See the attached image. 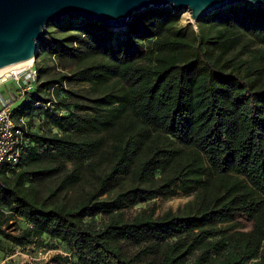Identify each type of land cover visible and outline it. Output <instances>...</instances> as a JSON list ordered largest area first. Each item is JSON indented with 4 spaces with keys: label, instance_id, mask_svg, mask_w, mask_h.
Here are the masks:
<instances>
[{
    "label": "trees",
    "instance_id": "trees-1",
    "mask_svg": "<svg viewBox=\"0 0 264 264\" xmlns=\"http://www.w3.org/2000/svg\"><path fill=\"white\" fill-rule=\"evenodd\" d=\"M179 18L150 8L118 33L48 26L40 47L80 67L11 109L43 117L0 173L11 247L64 246V264H264V5ZM81 84L95 95L66 88ZM178 191L193 195L180 211L124 216ZM17 220L30 227L8 234Z\"/></svg>",
    "mask_w": 264,
    "mask_h": 264
},
{
    "label": "water",
    "instance_id": "water-1",
    "mask_svg": "<svg viewBox=\"0 0 264 264\" xmlns=\"http://www.w3.org/2000/svg\"><path fill=\"white\" fill-rule=\"evenodd\" d=\"M263 6L264 0H0V72L35 60L47 27L63 19L101 23L125 31L135 14L150 8L189 12L198 23L230 6Z\"/></svg>",
    "mask_w": 264,
    "mask_h": 264
},
{
    "label": "rangeland",
    "instance_id": "rangeland-1",
    "mask_svg": "<svg viewBox=\"0 0 264 264\" xmlns=\"http://www.w3.org/2000/svg\"><path fill=\"white\" fill-rule=\"evenodd\" d=\"M63 20H76V19L65 18ZM179 24H180V26H187V25H191L193 27L196 26V23L191 21L190 14L187 11L180 13ZM44 36H45V34H44ZM44 38L45 37H43L42 40H44ZM42 42L38 46L36 59L33 60L32 65L26 69V71H28V70L35 71L36 75H37L35 78V81L31 82V89L29 91L34 90L35 84L39 80L43 81L49 77L57 76L59 73L60 74H63V73L67 74V73L72 72V71H74L80 67V64L77 62H66V61L59 62L57 60V58L50 56L45 51L44 48L40 47ZM39 70L41 71V74H39ZM39 75H40V78H38ZM28 81H30V80L28 79V76H26L18 82L19 85H16L13 81H8L6 83H0V97L2 96L1 98H4V99H2V103L0 102V109L3 107H11L10 109H12L13 107H15L18 104V102H16V100H17L18 96H20L21 94L24 93L23 88L24 87L26 88V86L28 85L27 84ZM66 88H71L73 90H77V92H79V94L84 96V97H87V96L92 97L95 95V93H93L91 91V89L85 84H81V85H77V86H73V87L67 85ZM29 91H27V92H29ZM38 114L39 113L37 112V114L35 113V115H33V116H27L26 115V118L28 120V126H29L31 131H34L40 127L39 124H41V120L43 117L37 116ZM41 116H42V114H41ZM54 131H55V129H54ZM192 199H193V195L187 196V195L183 194L182 192L178 191L174 195H170L167 197H159V198H156L150 202H146L144 204L136 205L135 207H133L131 209L125 210L123 213H124V216L126 218H131L136 213H138L141 209H144V208H149V209L153 210L155 216H160V215H162L168 211L175 213V212L180 211L183 208H185L186 204L188 202H190ZM13 223L14 222L9 223L8 228H3L6 232H8V234H12L13 236L17 235L19 233V230L26 228V223L23 221L17 220L16 226H14ZM235 230H241V231L246 232V231L250 230V226L244 225L242 228L236 227ZM229 232H232V231H229ZM0 237L2 239H4L3 236H0ZM2 239H0V250L1 251H7L9 249V247H11V245H10L11 243L4 241L5 242L4 244H6V245L2 246L1 245ZM44 243L50 245L51 241H49L48 239L45 238ZM55 250L57 252L52 255L51 259L47 263H44V264H64L63 258L69 256V254H68L69 251L67 249H65L64 246L59 247ZM17 264H28V263H21V261H20Z\"/></svg>",
    "mask_w": 264,
    "mask_h": 264
},
{
    "label": "built area",
    "instance_id": "built-area-1",
    "mask_svg": "<svg viewBox=\"0 0 264 264\" xmlns=\"http://www.w3.org/2000/svg\"><path fill=\"white\" fill-rule=\"evenodd\" d=\"M28 76V85L24 87V92L31 89V82L35 81L36 72L31 70H23L17 74L7 73L0 76V83L13 81L16 85L24 77ZM20 87V86H19ZM31 130L28 126L26 115L13 116L9 107L0 109V173L3 168L10 167L17 168L19 164L20 154L27 144V136ZM0 214L7 215L8 211L0 207ZM13 221H10L12 223ZM30 225L26 224V228ZM57 251L55 249H48L45 247L29 244L26 246H13L10 250L0 258V264H44L47 263L53 254Z\"/></svg>",
    "mask_w": 264,
    "mask_h": 264
},
{
    "label": "bare ground",
    "instance_id": "bare-ground-1",
    "mask_svg": "<svg viewBox=\"0 0 264 264\" xmlns=\"http://www.w3.org/2000/svg\"><path fill=\"white\" fill-rule=\"evenodd\" d=\"M192 21V20H191ZM32 62L33 60H28V61H25V62H22L20 64H17L11 68H8L2 72H0V76L1 75H4V74H7V73H12V74H17L19 73L20 71H23V70H26L29 66L32 65Z\"/></svg>",
    "mask_w": 264,
    "mask_h": 264
},
{
    "label": "crops",
    "instance_id": "crops-1",
    "mask_svg": "<svg viewBox=\"0 0 264 264\" xmlns=\"http://www.w3.org/2000/svg\"><path fill=\"white\" fill-rule=\"evenodd\" d=\"M1 97H2V96H1ZM1 97H0V102L2 103V99H4V98H1ZM9 108H11V107H9ZM0 239H2V238L0 237ZM4 243H5V242H4V240L2 239V240H1V245H2V246H5L6 244H4ZM3 253H4V251H1V250H0V258H1V256L3 255Z\"/></svg>",
    "mask_w": 264,
    "mask_h": 264
}]
</instances>
